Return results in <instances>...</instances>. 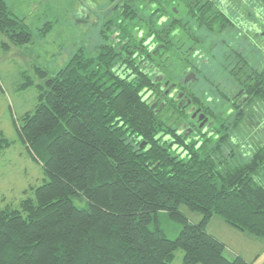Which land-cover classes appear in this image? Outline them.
Returning <instances> with one entry per match:
<instances>
[{"label":"trees","instance_id":"obj_1","mask_svg":"<svg viewBox=\"0 0 264 264\" xmlns=\"http://www.w3.org/2000/svg\"><path fill=\"white\" fill-rule=\"evenodd\" d=\"M51 26L46 22L42 33ZM0 32L14 45L31 40L6 0H0ZM116 61L78 48L40 87L34 109L20 124L13 120L46 179L25 188L23 195H32L18 204L0 208V264H172L177 249L183 264H250L225 256V244L206 224L217 215L264 238V143L238 159L250 135L247 117L264 106V80L259 95L246 91L241 112L219 117L215 138L179 147L154 140L156 122L142 97L145 76L121 81L112 70ZM10 144L0 132V150ZM78 196L84 207L74 203ZM180 204L198 211L200 221H189ZM159 210L180 225L174 238L159 227Z\"/></svg>","mask_w":264,"mask_h":264},{"label":"flooded vegetation","instance_id":"obj_2","mask_svg":"<svg viewBox=\"0 0 264 264\" xmlns=\"http://www.w3.org/2000/svg\"><path fill=\"white\" fill-rule=\"evenodd\" d=\"M106 14L95 52L117 59L121 81L145 76L142 97L160 144L200 147L217 136L220 116L242 111L246 91L259 92L263 0H109ZM254 108L250 135L263 139L264 106Z\"/></svg>","mask_w":264,"mask_h":264},{"label":"rangeland","instance_id":"obj_3","mask_svg":"<svg viewBox=\"0 0 264 264\" xmlns=\"http://www.w3.org/2000/svg\"><path fill=\"white\" fill-rule=\"evenodd\" d=\"M6 2L8 9L23 20L31 40L23 45H14L0 32V132L11 142L9 147L0 150V208L6 204H18L22 197L32 195L30 190L23 195L25 188L39 185L46 179L41 162L30 157L13 120L20 124L24 112L34 109L40 87H46V79L54 76L78 48L88 55L96 54L95 48L99 35L105 30L103 22L109 6V0ZM48 21L52 26L48 32L42 33V27ZM248 118L246 127L251 125ZM248 137L243 138L242 155L239 154L238 159H246L252 144L264 143V138L260 136H257L258 139L251 135ZM74 203L79 207L86 205L80 196L74 198ZM179 210L193 223L201 219L198 211L185 204H180ZM156 216L162 232L168 238H174L180 225L169 218L167 211L159 210ZM206 230L224 242L223 253L228 258L233 257V251L237 250L264 260V238L240 232L217 215L207 222ZM243 247L247 251H242ZM182 254V250L177 249L172 264H183Z\"/></svg>","mask_w":264,"mask_h":264},{"label":"crops","instance_id":"obj_4","mask_svg":"<svg viewBox=\"0 0 264 264\" xmlns=\"http://www.w3.org/2000/svg\"><path fill=\"white\" fill-rule=\"evenodd\" d=\"M240 231V230H239ZM240 232H243V231H240ZM216 237V236H215ZM257 238V237H256ZM219 239V238H218ZM224 243V242H223ZM263 247H264V244H263ZM242 251H247L245 249V247H243L241 249ZM264 253V252H263ZM262 253V254H263ZM261 254V255H262ZM233 255H240L242 256L245 260H247L250 264H263L264 263V260H259V257L256 256H247V255H244L243 252H239L237 250L233 251ZM259 255V254H258Z\"/></svg>","mask_w":264,"mask_h":264}]
</instances>
